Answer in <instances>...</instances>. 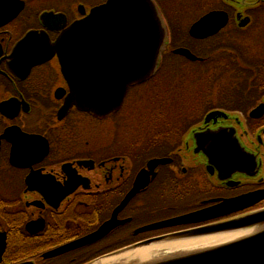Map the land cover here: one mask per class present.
<instances>
[{
	"label": "flooded vegetation",
	"instance_id": "obj_1",
	"mask_svg": "<svg viewBox=\"0 0 264 264\" xmlns=\"http://www.w3.org/2000/svg\"><path fill=\"white\" fill-rule=\"evenodd\" d=\"M106 1L0 0V264H80L88 254L195 227L136 233L143 226L264 190V49L251 43L264 30L254 27L264 20V0H151L162 20L221 13L225 25L204 39L219 41L220 49L208 54L220 55L206 66L224 78L228 68L239 71L233 96L223 95L213 107L203 102L194 113L174 97L139 106L152 94L136 89L175 70L162 65L154 77L127 86L116 109L93 114L73 104L83 91L73 92L58 55L44 56L64 29ZM192 8L202 10L186 17ZM94 78L92 85L99 83ZM75 87H81L76 80ZM111 92L108 86L105 96L113 98L103 108L114 105ZM132 106L141 110L131 112ZM213 110L221 114L206 121ZM194 116L198 122L189 123ZM137 118L141 129L132 138ZM222 130L225 135L212 137ZM235 140L254 160L248 173L223 168L232 165L223 150ZM199 147L223 159L217 166L225 174ZM153 159L159 162L151 166ZM140 172L148 183L116 214V226L90 244L45 257L109 221ZM261 207L264 199L230 217Z\"/></svg>",
	"mask_w": 264,
	"mask_h": 264
},
{
	"label": "water",
	"instance_id": "obj_2",
	"mask_svg": "<svg viewBox=\"0 0 264 264\" xmlns=\"http://www.w3.org/2000/svg\"><path fill=\"white\" fill-rule=\"evenodd\" d=\"M220 16L219 12H211L203 16L191 25L189 34L195 38H204L216 33L226 23V20H219ZM159 19V14L150 0H108L107 3L92 9L83 20H77L63 30L59 38L48 45L46 53L50 52L45 53L44 58L57 53L62 71L70 82L73 92L82 89L83 98H73L74 105L93 114L107 113L108 110H112L113 107L116 109L120 105L128 85L145 81L156 70L166 36L163 21ZM174 53L190 60L198 59L185 48H178ZM71 73L76 75L75 79L81 87H75V79L71 82ZM94 75L100 77L96 85H92V81L95 80ZM101 75L109 77H101ZM108 86L115 102L110 108H103L102 106L106 107L113 98L108 99V96H105ZM70 106L69 103L66 108ZM224 133L226 132L223 130L214 132L212 134L215 136L212 137L218 138L225 135ZM228 135L231 137V134ZM234 142L233 146L230 147L228 144L223 150L228 157H233L232 165L226 163L223 164V168L248 173V170L255 165L254 160L237 140ZM196 143L199 144L198 139ZM199 149L201 152H206L203 148H197ZM206 153L210 155L218 171L225 174V171L217 166V163H221L223 159L216 157L213 149L212 155L211 149ZM226 160L227 157L224 161ZM158 162L159 160H153L150 164L153 166ZM144 176L142 172L137 175L131 192L115 209L111 219L96 232L66 248L47 253L45 257H52L68 249L90 244L105 235L117 225L115 217L118 211L147 183L142 182V179L148 177V174ZM263 198L264 190L224 199L208 208L141 227L136 233L217 219L241 211ZM255 227H258L255 231L215 247L160 260L154 259L142 264H264V208L230 220L178 232L167 238L168 240L189 239L223 232L250 230ZM157 240L161 238L143 241L127 248L125 252L140 249L141 246ZM3 250L2 242L0 260ZM134 264L140 263L134 262Z\"/></svg>",
	"mask_w": 264,
	"mask_h": 264
},
{
	"label": "rangeland",
	"instance_id": "obj_3",
	"mask_svg": "<svg viewBox=\"0 0 264 264\" xmlns=\"http://www.w3.org/2000/svg\"><path fill=\"white\" fill-rule=\"evenodd\" d=\"M199 10L202 9H190L186 17L197 14ZM193 21L194 20H170V24H173L174 26L173 29L176 37L175 39H177L176 42L186 40L185 36L187 35V30ZM257 26L264 28V20H258L254 27ZM249 32L251 33V31ZM170 36L171 33L168 39L171 42ZM188 42L190 43V41ZM251 43L257 48L264 49V30H261V34L256 38V40L251 41ZM212 44V51L219 48V41ZM166 65L168 67H174L175 70L170 68L169 70L164 71L162 80L161 78L159 79L156 77V79L152 80L149 84L136 89L137 91L145 90V93L152 94V96H146V101L140 103L139 106L148 107L151 104L160 103L161 99L170 100L174 97V99H178L182 102L181 107L184 105L187 106L191 109L192 113L200 112L203 107V102L204 104L210 102L208 105L209 107L213 106V103L217 102L219 98L221 101L223 95L227 97L233 96L234 90L231 87H233L234 81L239 80V71L232 67L228 68L225 72L224 78L223 74L214 68H209L208 70L206 65H198L197 63L182 61L178 58H174L173 60L168 58ZM170 70H173L174 72H170ZM156 92L159 93V98L155 99ZM141 94L143 93L141 92ZM207 99L210 100L207 101ZM127 109L131 112L141 110V108L137 109L135 106L127 107ZM178 112L179 111H176L177 114ZM197 117L198 116L191 117L189 123L195 122L196 124L199 120ZM180 123L181 121L178 120V124ZM140 124L141 120L139 118L131 120L130 128L132 130L137 129L131 132L132 138L139 134V130L141 128H138L140 127ZM253 138L255 137L252 136V139Z\"/></svg>",
	"mask_w": 264,
	"mask_h": 264
},
{
	"label": "bare ground",
	"instance_id": "obj_4",
	"mask_svg": "<svg viewBox=\"0 0 264 264\" xmlns=\"http://www.w3.org/2000/svg\"><path fill=\"white\" fill-rule=\"evenodd\" d=\"M256 228L258 227L250 230L230 231L189 239L168 241L162 244H151L147 247L136 249L134 252H121L113 256H106L99 259L94 264H134V262L142 264L154 259L160 260L162 258L180 256L188 252L208 249L238 239L247 233L249 234L255 231Z\"/></svg>",
	"mask_w": 264,
	"mask_h": 264
},
{
	"label": "trees",
	"instance_id": "obj_5",
	"mask_svg": "<svg viewBox=\"0 0 264 264\" xmlns=\"http://www.w3.org/2000/svg\"><path fill=\"white\" fill-rule=\"evenodd\" d=\"M191 47H192L194 50H196V51H200V50H207V51H210V50H211V47H206V46H203V47H195V46H191ZM200 55H202V54H200ZM214 58H216V57H214ZM114 249H116V248H114ZM114 249H110V250H108V251H112V250H114ZM105 252H107V251H99V252H97V253H95V254H88L87 256H83L82 261H81L80 264H85V263L89 262L90 260L94 259L96 256L101 255V254H103V253H105Z\"/></svg>",
	"mask_w": 264,
	"mask_h": 264
}]
</instances>
